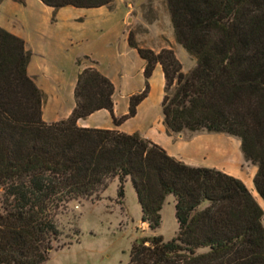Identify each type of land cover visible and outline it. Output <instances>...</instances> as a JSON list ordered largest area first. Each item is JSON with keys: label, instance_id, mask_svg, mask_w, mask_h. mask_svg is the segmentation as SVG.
I'll use <instances>...</instances> for the list:
<instances>
[{"label": "trees", "instance_id": "obj_1", "mask_svg": "<svg viewBox=\"0 0 264 264\" xmlns=\"http://www.w3.org/2000/svg\"><path fill=\"white\" fill-rule=\"evenodd\" d=\"M38 1L54 10L114 4ZM165 3L175 41L195 65L184 73L172 50L141 47L129 32L127 44L144 62V86L119 118L113 116L112 83L92 67L77 77L70 116L45 123L44 95L27 74L30 53L21 38L0 27V264H44L62 236L57 217L70 203L97 200L115 179L117 203L122 207L129 180L140 223L152 232L160 227L166 198L175 199L177 235L170 241L158 235L137 239L127 264H264V212L239 179L186 165L138 134L77 126L100 110L110 113L115 126L133 118L159 65L168 133L237 138L244 159L256 167L253 185L264 202V0Z\"/></svg>", "mask_w": 264, "mask_h": 264}, {"label": "crops", "instance_id": "obj_2", "mask_svg": "<svg viewBox=\"0 0 264 264\" xmlns=\"http://www.w3.org/2000/svg\"><path fill=\"white\" fill-rule=\"evenodd\" d=\"M145 1L146 0H114L115 9L112 12L106 7L97 9L64 7L54 10L44 6L38 0H24V4L12 0H3L0 2V27L12 35L21 38L25 43L26 50L30 53L27 74L44 95L42 120L45 123H56L70 116L75 106L73 94L77 77L84 69L92 67L106 77L114 87L112 95L113 116L119 118L127 113L129 97L139 93L143 89L144 62L138 57L142 61L140 71L143 78V86L141 89L132 90L130 88L131 81L128 78L129 66L124 64L122 67L113 61L115 58L114 50H112L114 55H111V51L108 50V56H106V54L103 55L97 51L89 50L88 47H81L78 45L81 41L73 42L72 35L71 33L69 34L67 30L69 31L70 28L74 26V23L79 20L84 21L83 24L87 21H92L98 22L99 24L112 25L111 27L113 30L117 29V34L118 31L123 28V41L125 46L123 45L122 47V53L118 52L117 55L128 56L133 53L137 55L135 50L131 49L127 44L128 30L124 26V21L127 22L132 20L131 13H133L136 8L139 9ZM31 6L37 8L39 11L38 16L31 12ZM17 16L26 23L28 28L33 29L35 34L33 41L31 37L22 36L20 33L14 31V29H10L14 27L12 25L13 23L8 24L10 18H16ZM109 22H112V24ZM143 25L145 28L157 27L164 30L158 32V42L155 45H145L140 36L136 34L135 37L138 45L156 53L162 49H170L180 62L178 53L181 52L179 48L181 46L175 41L172 25L171 23L169 25L167 15L163 25L157 20L151 23L143 21ZM170 27L172 30H170ZM59 38H61V40H67V45H69L70 49L75 47V50L72 52L70 51V53L67 51L66 55H63L61 50L53 45V42ZM86 57L88 60L84 59ZM78 60L79 64L76 63ZM84 61L94 62L95 64L89 67ZM164 86L165 81L163 72L161 67L157 65L149 79L150 89L148 96L139 104L136 115L133 118L125 121L119 126H115L110 113L105 110H100L85 119L78 120L77 126L87 129L114 130L127 135L138 134L141 138L151 141L161 147L170 157L186 165L214 168L239 179L252 194V191H255L253 178L256 173V167L247 162L242 153L235 155L234 162L231 161V156H229V154H226V157L224 156V158H229L233 163L230 169L214 167L213 165L207 164L205 161L191 164L179 157L178 153L182 148V144L176 142L174 140V135H170L163 125L161 101L164 95ZM153 94H156L158 97V108H155V105L151 106L149 102ZM205 139L206 138L195 144L196 147H201V144H204L202 148H198L199 152L204 151L206 149L205 147H208V151L211 150L210 146H205L206 143H202L207 142ZM238 145L240 147V141ZM112 183L118 185V180L115 179ZM128 183H130L129 180H127L124 185ZM170 198L173 197L168 196L165 203ZM255 200L264 212V202L261 199ZM173 201L175 205L174 198ZM142 225L147 227L146 224Z\"/></svg>", "mask_w": 264, "mask_h": 264}, {"label": "rangeland", "instance_id": "obj_3", "mask_svg": "<svg viewBox=\"0 0 264 264\" xmlns=\"http://www.w3.org/2000/svg\"><path fill=\"white\" fill-rule=\"evenodd\" d=\"M31 12L39 15L36 7L31 6ZM110 12L114 11L115 6L107 8ZM167 15V20L170 25V19L165 0H146L141 7L136 8L131 13L132 20L125 22L124 26L128 33L132 32L134 37L136 34L140 36L145 45H155L158 42V32L164 29L157 27H146L143 21L151 23L154 20L164 24ZM134 19V21H133ZM143 19V21H142ZM123 20V19H122ZM121 23V21L118 19ZM14 26V31L22 36L31 37L32 41L35 38L33 29L28 28L18 16L11 17L10 22ZM79 20L74 23V26L67 32L72 35L73 42L78 43L81 47H88L89 50L97 51L98 53L106 54L108 50L111 55L115 52L113 61L120 66H129L128 78L130 88L133 90L141 89L143 86V78L140 71L142 61L133 53L132 55H117L122 53L123 28L118 31L112 29V25L99 24L98 22ZM112 24V22H109ZM9 27V26H8ZM11 27V26H10ZM170 30L171 27H170ZM172 32V31H171ZM28 35V36H27ZM65 39V38H64ZM136 40V37H135ZM67 40L56 39L53 45L59 48L63 55L67 51H74L67 45ZM125 46V45H124ZM181 52L178 53L182 72L187 73L194 65L195 61L186 51L179 47ZM113 59V58H112ZM84 63L92 67L90 61ZM151 106L155 105L158 108V97L153 94L150 98ZM174 135V140L182 144L178 155L185 162L195 164L205 161L209 165L222 169H230L233 166L235 155L240 154L239 140L223 133H209L206 131L190 132L187 130ZM207 140L205 146H210L204 151L199 152L196 147V142ZM226 154L231 156V161L226 157ZM223 155V156H222ZM114 181V180H113ZM117 184L111 182L108 188L101 194L99 198L78 203H70L66 210L57 217L56 221L62 236L58 243L54 244L55 250L49 254L48 260L44 264H127L131 246L139 238L150 237L153 235L161 236L164 241H170L177 235L178 225L175 220V210L173 198H170L165 203L161 215L160 227L154 232L150 231L146 226L140 223L141 211L137 203L136 195L131 184L124 185V204L122 207L117 203ZM255 199H259L255 191H252ZM264 221V220H263ZM264 226V225H263ZM78 231V242L75 243L74 232ZM71 243L60 249L61 244ZM208 249H198L196 254L206 253Z\"/></svg>", "mask_w": 264, "mask_h": 264}]
</instances>
